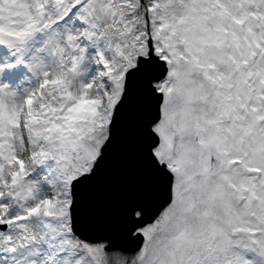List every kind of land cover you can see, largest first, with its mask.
Returning a JSON list of instances; mask_svg holds the SVG:
<instances>
[{
  "label": "snow or ice",
  "instance_id": "6c2138e0",
  "mask_svg": "<svg viewBox=\"0 0 264 264\" xmlns=\"http://www.w3.org/2000/svg\"><path fill=\"white\" fill-rule=\"evenodd\" d=\"M0 264H264V0H0Z\"/></svg>",
  "mask_w": 264,
  "mask_h": 264
}]
</instances>
